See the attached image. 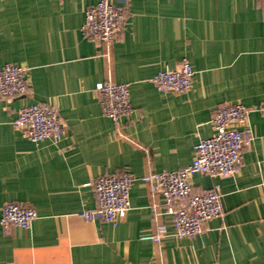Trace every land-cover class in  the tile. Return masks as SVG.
<instances>
[{
    "label": "crops",
    "instance_id": "1",
    "mask_svg": "<svg viewBox=\"0 0 264 264\" xmlns=\"http://www.w3.org/2000/svg\"><path fill=\"white\" fill-rule=\"evenodd\" d=\"M98 1L0 0V66L23 67L30 82L27 94L0 98V217L6 203L37 212L29 230L0 226V264H264V0H127L110 47L81 33ZM184 59L193 88L159 91L151 79ZM108 81L129 85L134 112L118 123L95 93ZM233 103L251 111L254 136L238 173L190 180L193 193L220 185L224 214L202 237L177 238L164 198L141 178L189 166L216 109ZM32 104L57 109L61 142L35 144L13 128ZM123 172L134 177L126 217L83 221L98 204L95 179ZM161 228L159 243L142 239Z\"/></svg>",
    "mask_w": 264,
    "mask_h": 264
},
{
    "label": "built area",
    "instance_id": "2",
    "mask_svg": "<svg viewBox=\"0 0 264 264\" xmlns=\"http://www.w3.org/2000/svg\"><path fill=\"white\" fill-rule=\"evenodd\" d=\"M117 1L99 0L87 8L81 28L85 39L106 47L115 43L124 23L127 5V0ZM193 76L192 65L184 59L176 69L160 71L151 82L162 93L180 94L193 88ZM29 90L30 82L23 67L16 64L0 66V98L20 97ZM95 93L103 115L115 123L133 114L128 84L99 83ZM250 112L241 103L221 105L211 120V137L196 145L195 156L189 166L176 171L150 173L141 178L153 195L164 198L175 237H202L206 223L223 216L224 195L220 185L214 184L206 192L193 193L190 180L196 174L225 178L238 173L242 150L254 140L249 126ZM12 126L35 144L47 141L57 144L66 134V123L57 109L44 104L22 107ZM133 181L134 177L128 172L95 179L93 189L98 204L81 212L79 217L85 222L98 220L118 225L130 209ZM36 219L34 208L6 203L1 209L0 226L4 233L9 234L14 228L29 230ZM164 235L165 229L161 228L158 234L146 235L142 239L159 243Z\"/></svg>",
    "mask_w": 264,
    "mask_h": 264
}]
</instances>
